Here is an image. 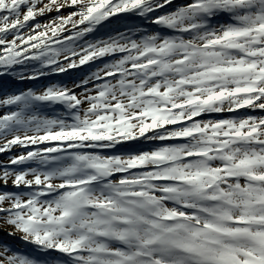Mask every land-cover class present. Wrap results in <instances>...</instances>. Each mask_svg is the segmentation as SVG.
Segmentation results:
<instances>
[{"label": "snow or ice", "instance_id": "1", "mask_svg": "<svg viewBox=\"0 0 264 264\" xmlns=\"http://www.w3.org/2000/svg\"><path fill=\"white\" fill-rule=\"evenodd\" d=\"M85 68L0 87V264H264V0H0V79Z\"/></svg>", "mask_w": 264, "mask_h": 264}, {"label": "rangeland", "instance_id": "2", "mask_svg": "<svg viewBox=\"0 0 264 264\" xmlns=\"http://www.w3.org/2000/svg\"><path fill=\"white\" fill-rule=\"evenodd\" d=\"M41 22H44V20L42 19ZM127 23H139L138 20H128V21H125ZM113 27H117L118 25L113 23L112 25ZM103 31V30H102ZM99 35V34H98ZM94 67V66H93ZM90 69L88 68H85L83 70H73L71 71L69 74H62V75H59V76H53L51 78H44V79H41L39 81H14L11 77L7 78L6 80H2L0 79V87H6L7 89H10V90H13V89H26V88H29V87H41L43 85H46L49 80H51L52 82H55V81H64V82H67V83H71V78L72 77H76V76H81V75H84V74H87V71H89ZM2 81V82H1ZM255 114H259V113H255ZM205 119H207L208 117H204ZM142 145L140 144H134V145H128L126 147H133V148H139L141 147ZM12 155V153H7V154H0V162H7L9 156ZM0 228H6L5 225H3L2 223H0ZM17 248L20 249V251L24 254H28L30 252H32L33 250V247L31 245H27L23 242H20L16 245Z\"/></svg>", "mask_w": 264, "mask_h": 264}, {"label": "trees", "instance_id": "3", "mask_svg": "<svg viewBox=\"0 0 264 264\" xmlns=\"http://www.w3.org/2000/svg\"><path fill=\"white\" fill-rule=\"evenodd\" d=\"M4 81V79H2ZM2 82V81H1ZM1 85V84H0Z\"/></svg>", "mask_w": 264, "mask_h": 264}]
</instances>
